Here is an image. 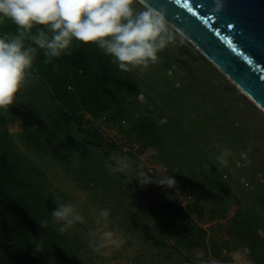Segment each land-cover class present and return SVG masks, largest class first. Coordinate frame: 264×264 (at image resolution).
Masks as SVG:
<instances>
[{"label":"trees","instance_id":"trees-1","mask_svg":"<svg viewBox=\"0 0 264 264\" xmlns=\"http://www.w3.org/2000/svg\"><path fill=\"white\" fill-rule=\"evenodd\" d=\"M136 5L143 10L140 4ZM37 28L43 26H34L32 32ZM16 32L11 20L0 18V36ZM175 41L159 51L157 61L149 62L144 70L131 66L120 69L96 44L73 41L69 55L51 58L49 63H45L44 50L37 49L29 69L45 94L37 92V100L51 101L83 137L92 138L91 144L101 147L106 154L112 145L103 142L95 122L106 123L121 136H135L143 148L155 152L156 161L175 179L176 186L163 191L161 199L147 208L159 209L155 226L172 247L199 250L218 264L231 263L230 254L240 251L249 264H264V174H260V184L256 174L261 167L253 161L242 166L243 159L252 151L248 142L245 144L247 133L238 122L228 121L230 112L219 105L209 106V111L203 112L206 93L200 92L202 101L188 102L189 81L175 93L169 87L165 91L155 90L158 64L164 61L162 70L173 71L168 53L174 50ZM155 100L161 102L156 104ZM163 101L168 108H163ZM24 105L20 103V109L25 107L30 114L21 120L25 143L32 150L41 151V145L36 143L40 136L33 133L27 137V131L31 125L45 127L39 123L40 117ZM86 116V122H81ZM251 116L257 117L256 113ZM257 119L263 126L264 118ZM256 129L264 133V127ZM5 132L0 128V142L8 144L0 151V213L4 214L0 215V264H46L56 254L44 249L58 250V240L46 234L38 221H45L50 213L41 212L42 201L36 195L18 197V188L26 182L22 180L16 150L6 142ZM217 137L237 151L236 154L228 149L233 155L228 157L226 166L215 159L226 149L214 141ZM32 138L33 143L29 144ZM179 195L191 201L183 205ZM31 200L35 206H31ZM234 206L237 208L226 217ZM27 214L37 215L31 221ZM218 220H225V227L220 225L218 229L226 238L216 237L213 230L200 225ZM37 243L42 251L35 254ZM245 247L248 254L243 253Z\"/></svg>","mask_w":264,"mask_h":264},{"label":"rangeland","instance_id":"rangeland-1","mask_svg":"<svg viewBox=\"0 0 264 264\" xmlns=\"http://www.w3.org/2000/svg\"><path fill=\"white\" fill-rule=\"evenodd\" d=\"M133 7L142 10L136 4ZM173 32L176 34V44L174 50L168 53L170 58L168 62L174 64L173 71L162 70L164 61L158 64L160 71L155 90L160 91L164 88L165 91L169 87L170 92L175 93L189 81V91L186 95L188 102L202 101L200 92H203L207 97L204 100V107H201L203 112L207 113L209 106L218 105L229 111L228 121L241 125L243 131L247 133L248 139L245 144L248 142V148L252 150L250 155L243 159L242 166L246 167L251 161L260 166L261 169L256 176L261 184L263 180L260 174H264V133L259 132L256 126L264 127V122L263 126H260L257 119L264 118V114L190 43ZM139 77L142 78L140 73ZM41 89L43 90L35 78L26 79L17 93L14 105L8 109L0 108V128L6 131V142L16 150L15 155L19 159L18 165L23 174L22 180L26 182L22 188H18V197L36 195L42 201L44 211L41 212L46 214H51L55 209V202L71 203L85 218V223H77L74 228L60 234L56 230L60 225L54 224L49 214L44 232L58 240V250L44 249L50 254H56L54 258L47 260L46 264H218L204 257L199 250L175 249L156 228L154 222L156 216L160 214L159 209L155 206L149 209L147 205L159 201L161 193L168 192L170 188L160 186L158 183L142 186L136 180L139 170L150 172L149 177L156 181L162 175L171 177L166 168L156 161L155 152L143 148L135 136H121L106 123L95 122L97 133L103 142L112 145L106 154L101 147L91 144L92 138L83 137L79 128L64 118L51 101L47 98L42 99L43 102L37 100L38 94L45 96ZM20 103L27 105L31 109V114L40 117L39 123L45 127L41 129L31 125L27 131V137L33 133L40 136L36 143L41 145V151L32 150L25 143L21 120L24 117L27 119L30 114L27 108L20 109ZM250 104L256 112L252 110ZM166 105L167 102L163 101L164 109L168 108ZM254 113L257 117L251 116ZM87 119L86 116L81 122H86ZM33 138L29 144L33 143ZM214 141L237 154L235 148L227 146L222 141V137H217ZM7 145L0 142V151ZM114 154L129 158L130 168L126 172L112 174L105 167L104 161L112 163L111 158ZM10 177L7 176L8 179ZM262 189L264 192V184ZM178 197L183 205L191 201L185 200L181 195ZM31 202V206H35L34 200ZM236 208L237 206H234L229 210L226 217ZM100 209L109 210L110 215L106 221L98 225L95 220ZM1 213V216L4 215ZM27 215L32 221V217H36L37 214ZM200 225L207 230H213L214 236L226 238L218 229L220 225L225 227V220ZM90 230L98 235L105 230H111L122 234L126 242L119 247L107 245L101 250L103 254H98L88 246L91 239ZM230 257L229 264H249L240 251L231 253Z\"/></svg>","mask_w":264,"mask_h":264},{"label":"clouds","instance_id":"clouds-1","mask_svg":"<svg viewBox=\"0 0 264 264\" xmlns=\"http://www.w3.org/2000/svg\"><path fill=\"white\" fill-rule=\"evenodd\" d=\"M134 4H144V0H0V18L11 20L17 27L15 35L0 36V108L8 109L14 105L26 79L31 77L29 69L35 59L37 49L44 50L51 58L69 55L73 41L83 44H96L122 70L149 66L156 62L157 53L172 44L176 35L170 29L165 16L152 9L134 8ZM40 25L32 32L34 26ZM30 41L26 45L25 41ZM233 154L222 149L215 159L221 165L228 164V157ZM246 156L245 153H241ZM112 163L104 161L110 173H124L130 168L127 156L113 155ZM150 172H137L140 184L158 183L172 188L176 181L166 175L159 176L158 181L149 177ZM55 202V201H54ZM51 212L56 229L60 234L85 223V218L71 203H56ZM109 210L98 211L96 224L106 221ZM46 228L48 221H38ZM88 246L98 254L107 245L122 246L126 240L122 234L105 230L101 234L90 230ZM35 252H41V244H35ZM249 253L248 248L243 249Z\"/></svg>","mask_w":264,"mask_h":264},{"label":"water","instance_id":"water-1","mask_svg":"<svg viewBox=\"0 0 264 264\" xmlns=\"http://www.w3.org/2000/svg\"><path fill=\"white\" fill-rule=\"evenodd\" d=\"M264 114V0H144Z\"/></svg>","mask_w":264,"mask_h":264}]
</instances>
